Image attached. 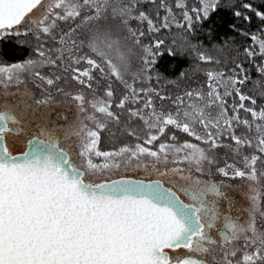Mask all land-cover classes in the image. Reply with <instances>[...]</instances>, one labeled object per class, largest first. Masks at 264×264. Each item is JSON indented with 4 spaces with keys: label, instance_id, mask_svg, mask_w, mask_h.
<instances>
[{
    "label": "snow or ice",
    "instance_id": "obj_1",
    "mask_svg": "<svg viewBox=\"0 0 264 264\" xmlns=\"http://www.w3.org/2000/svg\"><path fill=\"white\" fill-rule=\"evenodd\" d=\"M198 4L190 14L184 0H177L184 20L179 23L167 0H0V41L30 35L37 41L23 61L0 63V264H264V223L257 222V217L264 222V168H257L258 162L264 165V106L258 111L246 106L257 105L243 91L247 68L236 62L227 71L209 70L205 85L175 97L151 86L161 79L153 68L165 41L144 39L173 24L191 32L221 0ZM241 7L264 21V11L251 3ZM233 15L250 21L240 10ZM244 35L253 42L244 50L249 60L264 58V35ZM196 55L202 63H221L203 52ZM255 67L264 77V59ZM62 80L90 95L66 91ZM114 82L122 86L119 97ZM54 92L75 103L71 123H58L62 112L53 118ZM164 101L171 104L167 111ZM241 110L252 120L242 118ZM122 117L142 122L143 127L124 129L137 142L99 150L101 134L108 129L114 135L109 125L119 126ZM241 126L255 136L238 135ZM170 129L200 143H178ZM8 138L25 150L11 153ZM245 147L254 153L242 154ZM218 148L241 156L244 168L227 161L218 166ZM101 157L102 164L95 162ZM130 166L160 179L111 178ZM213 166L221 177L249 182L247 208L229 195L231 185L205 178Z\"/></svg>",
    "mask_w": 264,
    "mask_h": 264
},
{
    "label": "trees",
    "instance_id": "obj_2",
    "mask_svg": "<svg viewBox=\"0 0 264 264\" xmlns=\"http://www.w3.org/2000/svg\"><path fill=\"white\" fill-rule=\"evenodd\" d=\"M159 3V0H157ZM167 3L173 7L175 19L179 23H184L182 10L175 7L176 0H167ZM242 3H251L256 10L264 11V0H232V6H226L227 0H221L220 7L211 14L210 18L200 24H194L191 32L185 28H178L172 25L170 30L162 29L160 33L151 34L144 39V43H149L152 37H157L165 41L164 47L161 49V55L157 58V63L153 68V72H158L161 75L159 83L154 80L153 87L159 88L163 93L175 97L189 86L204 85L206 81L205 73L209 70H225L234 67L236 62L244 64L248 70L250 77L249 81L243 86V91L252 95L257 99V105L252 106L246 102V106L255 107L258 111L264 106V77L256 71L255 64L258 62V57H255V62L249 60L245 54V48L253 45L250 35L244 33L264 35V21H261L254 15L253 12L245 10L241 7ZM188 11L191 14L192 7H198V0H187ZM154 14V8L148 9ZM234 10H240L250 17V21H245L243 18H237L233 15ZM161 11V15H164ZM155 18V17H154ZM157 26H160V21H156ZM234 26V27H233ZM147 32L146 24L142 26ZM24 41L25 43H20ZM51 42H49L50 44ZM193 45L196 46L195 51ZM37 46V41L30 35L28 37H7L0 41V63L20 62L28 58L33 49ZM171 48L174 55H170L168 49ZM196 52H203L205 55L213 57V60L219 59V65L213 63H202ZM181 73L184 75L181 77ZM115 94L117 97L122 92V86L115 82ZM232 100L229 98V103ZM119 111V110H117ZM241 117L252 120L249 113L241 110ZM143 127L139 120L125 122L124 117L121 119L119 126L109 125V130L103 132L104 141L102 149L113 150L115 143L117 146L124 144H132L131 136L124 133L125 128ZM170 133L176 134L180 142L189 141V137L175 129H170ZM248 129L241 126L237 129V134H247ZM120 138L119 141H116ZM130 138V139H129ZM113 145L114 147H111Z\"/></svg>",
    "mask_w": 264,
    "mask_h": 264
},
{
    "label": "rangeland",
    "instance_id": "obj_3",
    "mask_svg": "<svg viewBox=\"0 0 264 264\" xmlns=\"http://www.w3.org/2000/svg\"><path fill=\"white\" fill-rule=\"evenodd\" d=\"M187 0H184V2L186 3ZM177 2V0H176ZM175 25V24H173ZM257 50H258V46H256ZM137 51H139L137 49ZM258 57V62L261 61L264 58H261L259 55H257ZM138 60L134 57L133 58V67H137L138 66ZM43 72L48 73L50 70L48 68H44L42 69ZM118 83V82H117ZM206 84V81L204 83V85ZM60 86H63L65 88L66 91H72V92H76V91H80L82 90L86 96V98L90 95L89 90L87 89H82V86L76 85L75 82L69 81L68 84H65L64 81H60ZM138 87H148L149 85L147 84H138ZM23 85L21 86V90H23ZM190 87H194V86H189ZM28 88L32 90L33 93H35V95L37 97H39L40 95V90L36 89L34 87V85L29 82L28 83ZM113 88L115 90V82L113 83ZM188 88H185L183 91L187 90ZM13 91H15V88L12 89ZM182 91V92H183ZM54 95V100L53 102L49 105V107L53 110V118H55L56 113H64V120L59 121L58 123L60 125H65L68 123H71L74 119V117L76 116V106L75 103L72 102L69 98L65 97L62 93L61 94H56L55 92L53 93ZM116 95V94H115ZM117 96V95H116ZM16 100H19L20 97L17 96L15 98ZM154 102L156 103L157 107H160L161 102L158 100V98H154ZM163 106L165 108V110L167 111L169 108H171V104L169 101H164L163 102ZM44 110V106H41V111ZM174 111V109H173ZM99 115V114H97ZM176 135V134H175ZM186 135V134H185ZM240 135V134H238ZM243 135H248L249 138L255 136V132H249L247 134H242ZM178 137V135H176ZM132 138L133 142L132 144L136 143L137 141L135 140L134 137H130ZM129 138V139H130ZM16 139H22L21 138H16ZM162 140H164L165 138L162 137ZM189 141L188 142H192V143H197L199 144L200 142L195 141L192 137H189ZM120 138H118L116 141H119ZM104 141V135L103 133L101 134V141L99 143V150L101 151H113L118 149L120 146H117V144L115 143V148L113 150H104L102 149V142ZM142 143V141H139ZM178 143H183L184 141L180 142L179 137H178ZM226 144H231L232 142L230 140H225L224 141ZM69 143V142H66ZM159 142H157L158 144ZM203 146V145H201ZM7 147L9 149V151L13 154H21L24 150H25V146L22 143H17L15 142V140L13 138H8L7 141ZM111 147H114L113 145H111ZM156 146L154 145L153 148H155ZM75 146H74V151H75ZM254 148H243L241 149L242 154L244 155H248V154H252L254 153ZM216 152V156H217V160H218V166H224L225 161H227L228 163H234L237 167L239 168H244V165L242 163L241 160V156H234L233 153L228 149V148H218L215 150ZM259 154V153H256ZM264 158V157H262ZM95 162L97 163H103L104 160L103 158H95ZM173 165H168V167H172ZM161 169H163V165H160ZM257 168L261 169L264 168V165H262L260 162L257 163ZM112 179H124V178H128V179H134V180H144L145 182H150L152 180L155 179H160V177L156 176L154 173H152L150 170L149 171H145L144 169H136L135 167H127L125 168H121L119 171H115L113 173L110 174ZM206 179H211L213 181H224L226 184L231 185V187L228 189L229 195L234 199V201H236L237 206L240 208H247L250 204V201L247 199V195H248V184L249 182L246 180H242V179H235V180H228L224 177L219 176L218 174L215 173V166H213V174L205 177ZM99 179V178H97ZM167 179V178H165ZM110 182V181H109ZM167 186V185H166ZM261 190L262 193H264V178H261ZM261 206L264 207V195H262V201H261ZM238 213L235 212V210H233V215H237ZM244 216H246V214H244ZM244 216H242V219L244 218ZM257 222H258V227L261 225V223H264L262 221H260V218L257 217ZM181 252H184V250H180ZM239 254L237 259H239Z\"/></svg>",
    "mask_w": 264,
    "mask_h": 264
},
{
    "label": "water",
    "instance_id": "obj_4",
    "mask_svg": "<svg viewBox=\"0 0 264 264\" xmlns=\"http://www.w3.org/2000/svg\"><path fill=\"white\" fill-rule=\"evenodd\" d=\"M124 179H126V178H124ZM128 179V178H127ZM134 180V179H133Z\"/></svg>",
    "mask_w": 264,
    "mask_h": 264
}]
</instances>
